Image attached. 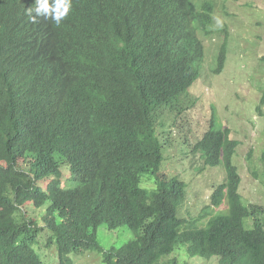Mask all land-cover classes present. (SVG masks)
I'll return each instance as SVG.
<instances>
[{
    "label": "trees",
    "instance_id": "1",
    "mask_svg": "<svg viewBox=\"0 0 264 264\" xmlns=\"http://www.w3.org/2000/svg\"><path fill=\"white\" fill-rule=\"evenodd\" d=\"M35 2L0 0V264H45L32 248L45 232L58 264L95 251L105 264H159L179 246L217 264H264V207L243 202L230 129L211 127L193 145L206 167L225 170L212 204L227 199L228 213L207 226L183 228L187 184L163 169L173 139L161 120L181 111L204 72L214 5L71 0L56 24L32 21ZM228 46L225 37L217 76ZM100 225L127 226L135 238L106 251Z\"/></svg>",
    "mask_w": 264,
    "mask_h": 264
},
{
    "label": "rangeland",
    "instance_id": "2",
    "mask_svg": "<svg viewBox=\"0 0 264 264\" xmlns=\"http://www.w3.org/2000/svg\"><path fill=\"white\" fill-rule=\"evenodd\" d=\"M214 5L210 36L201 35L206 47L205 69L197 83L179 98L180 112L165 116L161 122L171 131L172 142L164 150L163 169L168 176L178 175L187 184L185 201L178 206V216L187 220L183 228H203L210 217L228 213V201L212 204V194L225 179L222 164L206 167L203 156L194 151V144L211 127L230 129L240 147L234 163L240 168L244 204L264 207V0H192L201 11L204 4ZM219 21V23H218ZM226 35V36H225ZM225 37L229 41V58L224 72L214 71L219 49ZM176 109H179L176 107ZM150 178L143 177L142 185ZM63 187H74L64 182ZM251 224V223H250ZM46 232L39 234L34 250L45 264H58L55 245H46ZM106 251L122 248L135 238L127 226L108 229L100 225L96 231ZM74 264H105L99 252L69 255ZM176 257L177 264H217L218 257L205 259L188 256L179 246L159 264Z\"/></svg>",
    "mask_w": 264,
    "mask_h": 264
},
{
    "label": "clouds",
    "instance_id": "3",
    "mask_svg": "<svg viewBox=\"0 0 264 264\" xmlns=\"http://www.w3.org/2000/svg\"><path fill=\"white\" fill-rule=\"evenodd\" d=\"M35 3V16H31L33 9H28L33 22H36L37 17L43 16L45 18L51 17L56 24H59L71 8V0H52L51 3L49 0H36Z\"/></svg>",
    "mask_w": 264,
    "mask_h": 264
}]
</instances>
